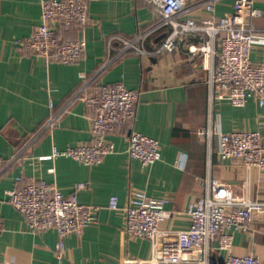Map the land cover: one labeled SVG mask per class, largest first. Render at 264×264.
I'll use <instances>...</instances> for the list:
<instances>
[{
    "label": "crops",
    "instance_id": "crops-1",
    "mask_svg": "<svg viewBox=\"0 0 264 264\" xmlns=\"http://www.w3.org/2000/svg\"><path fill=\"white\" fill-rule=\"evenodd\" d=\"M233 0H191L197 17L206 4L215 16L231 9ZM260 10L251 17L264 29V0H253ZM41 0H0V260L11 264H58L54 228L30 229L9 202L7 190L16 176L22 181L43 179L64 195L74 194L85 205L96 206V222L81 233L61 237L67 264H121V257L147 258L151 241L123 235L129 192L142 189L152 197L168 196L165 207L174 211L162 227L185 228L188 201L206 192L207 179L217 177L239 196L264 198V167L247 169L241 162L221 159L215 133L257 129L264 143V106L250 98L243 106L210 97L200 53L188 51L200 44L204 32L176 39L173 50L160 45L170 27L145 0H88V21L82 28L64 29L63 39L83 37L85 51L71 63L46 62L23 52L17 41L33 32L40 21ZM135 39L145 53L121 55L119 38ZM252 62H264V45L254 42ZM121 81L139 91L132 120L114 127L106 138L112 145L100 162L84 164L67 156L51 157L52 149L92 140L91 111L83 91L100 83ZM138 131L157 139L161 157L147 165L127 152L128 135ZM81 184V185H80ZM115 194L118 207H108ZM232 252L258 254L264 264V216H256L248 232L233 231Z\"/></svg>",
    "mask_w": 264,
    "mask_h": 264
},
{
    "label": "built area",
    "instance_id": "built-area-1",
    "mask_svg": "<svg viewBox=\"0 0 264 264\" xmlns=\"http://www.w3.org/2000/svg\"><path fill=\"white\" fill-rule=\"evenodd\" d=\"M170 29L160 48L171 51L176 39L204 32L207 37L198 45L190 44L188 51L200 53L205 74L201 80L209 86L210 97L227 99L234 106H243L253 98L264 106V62H252L250 50L254 42L264 45V29H257L251 17L260 14L253 0H233L231 9L215 16L213 4L207 3V16L197 17L191 0H145ZM88 0H41L40 21L33 32L17 41L23 52L34 53L46 62L71 63L85 51L83 37L63 39L61 30L82 28L88 21ZM123 43L117 54L133 50L145 53L135 39L112 35ZM139 91L123 82L100 83L81 98L90 109L92 140L86 143L53 148L51 157L67 156L84 164H94L111 151L108 132L135 116ZM198 135L217 136V153L221 159L241 162L248 170L264 167V143L257 129L214 131L200 129ZM127 152L144 165L161 157L154 137L131 131ZM4 166L0 158V169ZM81 185V184H80ZM206 192L191 198L185 208L189 223L185 228L160 227L162 220L174 211L165 207L168 196L152 197L142 189L129 192L124 213L123 235L145 237L151 241L147 258L121 257V264H263L258 254L232 252L233 231L248 232L256 216H264V198L239 196L227 182L211 177ZM9 202L22 214L27 226L34 231L54 228L58 234L55 253L63 256L61 237L81 233L96 222V206L80 203L74 194L64 195L57 186L43 179L22 181L16 176L7 190ZM108 207L116 209L118 198L112 194ZM2 224L0 220V230ZM0 264H11L0 260ZM67 264H74L69 262Z\"/></svg>",
    "mask_w": 264,
    "mask_h": 264
},
{
    "label": "rangeland",
    "instance_id": "rangeland-1",
    "mask_svg": "<svg viewBox=\"0 0 264 264\" xmlns=\"http://www.w3.org/2000/svg\"><path fill=\"white\" fill-rule=\"evenodd\" d=\"M160 227H162V226L160 225Z\"/></svg>",
    "mask_w": 264,
    "mask_h": 264
}]
</instances>
